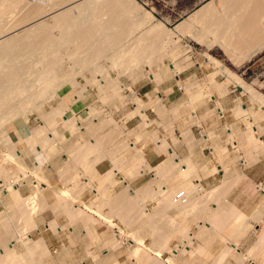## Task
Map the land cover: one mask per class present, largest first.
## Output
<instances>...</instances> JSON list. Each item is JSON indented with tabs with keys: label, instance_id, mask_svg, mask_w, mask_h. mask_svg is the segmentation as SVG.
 I'll list each match as a JSON object with an SVG mask.
<instances>
[{
	"label": "rangeland",
	"instance_id": "obj_1",
	"mask_svg": "<svg viewBox=\"0 0 264 264\" xmlns=\"http://www.w3.org/2000/svg\"><path fill=\"white\" fill-rule=\"evenodd\" d=\"M45 1L44 0H39V1L38 0H30V1L27 0L29 5L32 3H33L32 5H35V4L42 5V4L47 2V1L46 2ZM71 1L73 2V0H69V3ZM124 1L126 4L127 0H123V2ZM132 1H134L137 4L139 9L134 12L133 11L134 9H131V11H130L129 10L130 7L129 8L126 7V10L128 12L130 11V14L132 12L133 15L131 14L130 16L132 18H137V21H139V22H137V24H140L141 22H140V20H138V17L143 13L145 8H147V7L144 4H142L140 1H135V0H132ZM14 5H13L14 8L12 6L9 8L6 7L2 11V15L4 16V13H6V11L9 10V12L7 11V14L9 13V15H10L9 20L11 19L10 20L11 23L9 22L10 27L12 26V24H14L13 26L16 25L17 22H15V21L20 20L21 18L23 19L22 15L27 10L26 9L27 7L25 8L26 9L25 10L22 6L19 7V5H18L15 8ZM47 7H48V9L50 7V11H51V6H47ZM59 7L60 6H57L54 9V11L58 10ZM124 8H125V6H124ZM5 9H7V10L5 11ZM22 9L25 11H23ZM99 9L100 10H107V9H103L100 7L98 8V10ZM128 12H127V17H128ZM72 13L74 16L78 15V11H76V10H72ZM102 16L103 17L102 18L100 17L99 21L103 22L104 20H106V16L105 15H102ZM131 17H130V19H131ZM131 20L133 21V19H131ZM135 21H136V19H135ZM135 21H133V22H135ZM117 22H116V25L120 26L119 24H117ZM126 22H127V24L131 23V25L136 24L133 22H128V21H126ZM126 22H124V23L120 22L121 27L119 30L120 31L125 30L126 32L128 31L130 33V35H129L128 33H125L124 31L120 32L123 34L122 36H124V34H126L125 38L123 37L124 39H122V40H124L125 45H127V47L129 48L130 46H133V45H130V43H133V41L135 40V36L136 37L137 36H139V37L143 36L144 35L143 32L145 31V33H146L147 29L144 30L143 27L137 28L136 26H138V25H136V26L134 25L135 27L134 26L130 27V25L128 24L129 25V27H128L126 24L124 26V24ZM23 23L24 22L22 21V25H23ZM122 24H123V26H122ZM149 25H146L147 28ZM132 27H134V30ZM117 28H119V27H117ZM135 28H137V29H135ZM115 29H116V27H115ZM52 33H53L54 37L56 36V38H58V35H60V32L57 29H54L52 31ZM65 40H67V38H65ZM35 41L37 42L38 40L35 39ZM33 42L34 41L31 40V44H34V45H31L28 43L29 48H32L33 46L36 47V42H34V43ZM77 42L78 41H76V43ZM74 43L71 42V43H69V45L67 44V46L70 49L69 50L70 52L68 51L67 46L66 47L65 46L63 47L62 45L56 46V48L58 47L57 49L60 52L59 57L61 58V56H62L64 58V60H60V64L56 65L57 66L56 70L58 68L59 71L58 70H57L58 72L56 70L55 71H56V74L59 73V75L58 74L56 75L58 77V80H59V78H60V80L65 78L69 74L71 77L75 73V75H76V76L74 75L75 79L72 80V78H74V76L71 78L68 76V80L66 78H65L66 80L64 79V82L67 81L70 83L71 81H73L70 84V86L74 85L75 88L72 86V88L69 89L68 88L69 85H65L66 82H65V84H64V82H61L62 84L60 83L59 85H62V86L64 85L65 86L64 89L66 88L65 90L62 88L58 89L59 87H57L56 84H54V86H56V88L54 86L52 87V85L50 86V87H52L51 89L54 88L55 90L56 89L61 90V91L63 90V92L58 91V93H56L58 97H54V98L50 99L51 97L49 95H51V93H47V91L44 92L42 90L44 93L48 94V96L46 94H44L47 98L43 97L44 95L42 94L43 92L40 91L41 89H38V91L42 95L38 94L39 92H36L37 91L36 89H33V91H32L31 87L34 88V84H35L34 82L35 81L31 80V79H33V76L32 77L30 76L31 78L29 76H27L30 74L32 75L33 73H36V72L30 71V73L29 72L25 73L22 70L24 72V75H25L23 79H26L25 78L26 76L29 77L31 82H32V85L29 84L30 87L28 86V89L29 88L30 89L29 90L26 89L27 91H25L24 95H23V90H22V94L20 93V95H17V97L19 99H21V98H23V97H19L21 95H23V96H25V95L26 96L27 95L32 96L33 95L32 96L33 101L35 100L34 97L36 98V100L39 99L41 101V102H39V101L36 102V100H35L34 102H32L33 105H35V104L37 105V103H38V105L37 106L35 105V106L38 107L39 109H36V111H35V108H33L35 106H33L31 108L28 107L29 109L27 108L26 109L27 111H25L24 108H22V107H25L26 104H28V102H29V104H31L30 103L31 100L30 101H26L25 99L19 100L16 97L15 99L17 100V102L15 100V102H14L15 104L13 102H12V104L13 105L17 104L18 107L21 108L20 109L21 113L22 112H25V113L24 114L18 113L15 116L17 119L14 117L16 128H15L13 134H10L9 129H8L9 127L7 128L8 124L4 123L7 126H4V124H2L3 127L0 128V177L1 178H8V179L14 178V180H18V182L16 183L18 185L24 184V181H27V180L31 181L32 178H36V181L38 183L42 180L47 181L46 176L47 177L50 176L53 179L52 183L54 185V188H53V190H51V192H49V193L47 192L46 194H43V193L40 194L42 187H41V185H39V187L37 189H35V191L29 197H26V199H25L26 208L24 206V210H25L26 216L28 215V213H30V215H31V218H30V215H28L29 216V222L31 224H34L33 223L34 216L41 211V206L38 203L39 199H41L43 202L46 201V199H44V198H48V197H51L53 201L56 200L55 209H54V207H52V209H51L53 211V212L51 211V213L53 214V215L51 214V217L52 216L56 217V221L54 219H53L54 221H52V219H51L52 227H54L56 230H58V228L59 229H61V228L70 229V227L77 228V227L82 226L83 229L87 231L88 236H89V246H88L89 251L87 250V253L80 251V247H78V252H76V253L72 252L71 253V256H73L72 260H73L74 264H101V263L107 264V262H108V264H115V263L120 264L117 262V260H115V258H113V256H111L109 258H105L104 255L107 254V252H109L108 250H115L116 252H120L122 254V256H126L125 254H126L127 250H129V249L132 252V258L135 259L136 264H166V260L168 258L169 259L171 258L173 260V261H171V260L169 261V259H168L167 260V262H169L168 264H171V262L172 263H178V264H221V263L222 264H264V249H263V246L261 245V243H259L261 241V239L263 238L262 236L264 235V223H263L264 214L262 216L263 221L260 223L262 225V230H259V231L255 230L249 236L244 235V233H247L248 231H246V232L243 231L241 233V235H239V236L236 233L237 237H228V236L225 237V236H221V235H216V236L197 235V238L195 239V241L190 240V239L188 240V242H192V243L194 242L193 244L190 243L191 244L190 249L193 250V253L190 254V252H188L186 250L187 248H184L182 246L177 248V245H179V244L183 245L185 243V239L189 238L186 236V233L188 231L190 232L192 230L187 225L184 226L183 224L182 225L180 224V225L184 226L186 228V230H183V228H181L180 225H179V227H177L176 224L180 223L178 221V219L176 217H174V220H173V218H171V216L167 217V215H166L168 211H176V210L179 211L178 208H176V207H178L177 204L166 207V205L164 203H167V201H168L167 199H169V197L170 198L173 197V201L178 202L177 199L182 197L183 190L180 189V187H179V191L181 190L180 191L181 193L179 194L180 196L179 195L176 196V193L177 192L179 193V191L176 190V188H178L177 186L179 185V177L175 176L173 174V172H171L169 175L167 174L166 177L164 176V178L161 175V173L158 174L159 172L157 170H159L160 168L162 169V167H160V166H162L161 163L163 161L167 160L168 156H167L166 152L164 153L162 151H159L160 152L159 158L155 159L157 156L156 149H157L158 144H157V141L154 140V135H155V133H157L161 140H163V139L166 140L169 147L174 145L173 146V148H175L174 151H177V153L179 154V156L183 160H185V159L188 160L190 162L191 166L195 165V167H192V169L196 172V173H194V175L192 173V175L196 177V178H194L192 176L194 179L197 180V179L201 178V180H203V181L210 182V183H216V184H219V182H223V184L220 187L215 188V190L214 189L211 190L210 188L205 189L203 187V185L200 183V186H202L201 188H204V190H201L200 193L198 192V194H197L198 198L196 197V201H197V205L195 206L196 208L194 207V209H192L190 211V212L193 211L194 213H197L198 220L200 221L199 225H203V228L206 229V222H210L212 224H213V222H215V224L217 226H219L218 228H215V230L218 234L221 232H224L226 225L230 221H233V220H236L237 222H242L245 228H252L251 224H249L246 221V219H244V217H242V214L239 213L238 208H236L235 206H232V205H228V204H220V202H224L222 199L225 197H231V196L233 197L234 196L236 198H239L241 200V203L243 205H245L246 207H248L249 210L255 209V211L252 212L253 217L256 214H258L260 210L261 211L264 210V193L261 191H258V189L255 186V183H254L252 189H238V190H236V189L227 187L228 186L227 182H229V181L230 182H241V181H247V180L250 181L251 177L249 176L250 177L249 178V177H247V175L246 176L244 175L247 173V171H248V173H251L252 176L254 175L256 177V179H258V181L261 179L264 181V149L256 146L257 144H255V142H256L255 138H257L258 141H260L259 139H262L264 142V104L262 105V103L260 101L258 102V100L256 101L254 98H252V95L250 94V92L245 91L242 88H238V86L235 82H231V85L236 87L235 91L233 93L228 94V91H229L228 90L226 94L225 93L222 94L213 85L211 86V83L213 84V81L210 83V81L207 80V78L206 79L203 78L201 80H198L200 83H198L197 80L194 78L187 80L186 84L184 83L183 86H184L185 91H183V92H184V95L188 96V98H189V101H187V103L185 102L183 104L181 103V104L174 105V107L173 106L170 107L169 104H167L166 102H164L161 99V97L160 98L158 97L159 94H157L156 92L153 95L152 94L149 95L150 100L143 99L139 95V93L137 92V87L139 85L143 84L144 82L151 81V80H153L155 85L156 84L160 85L162 83H166V84L170 85L172 82H169V81L174 80V79L172 80L171 78H176V77H173L170 75V74H172V72L174 73V71H172L170 69V65H168L169 61L173 60L174 57H177V58L179 57L178 58L179 61L184 59L183 53L186 52L185 49H189L187 47V45H189V44L186 45L185 49L180 47V46H177V45L176 46L170 45L169 49H167V46H165L164 49L161 46L162 49L160 50V52H158V53L156 52V54L154 55L155 56L154 59L151 62L149 61V63L147 61L148 64L143 63V65H141L137 70L125 68V70L123 69L124 71L123 70L120 71V69H118V67H116L113 64V61H111L112 59H110V57L112 58V56L109 54V52L113 53V50H111V49H109V50L106 49L109 52L107 51L108 52L107 53V52H105L106 51L105 50L103 52V55L101 54V58H99L100 57L99 55L98 56L94 55L96 60L98 59L97 60L98 62L95 61L94 58H93L94 61H91V59H89L91 61V64L93 63L96 67H97L98 63L100 64V65H98L97 70L94 69L95 67L93 66V64L91 66V68L93 67L92 70H91V68L89 69L90 66L86 68V66H88L90 62L88 61L89 63L87 65H85V63H83L82 60L87 61L88 58L91 56L88 55L89 57L86 56V58H85V56L83 54L79 53V51L76 48L77 46L75 47L76 43L75 44ZM26 44H27V42H26ZM70 44L71 45L74 44V45L71 46ZM17 46H18L17 48L20 49L21 45L18 44ZM23 46L21 47V50L28 49V47L25 44ZM17 48H16V50H18ZM71 49L75 52H78V54L76 53V58L74 57L75 52L73 54ZM26 51H28V52L32 51L33 52V49L26 50ZM18 52H19V50H18ZM18 52H16V53L18 54ZM22 52L23 51H21L19 53L22 54ZM116 52H118V51H116ZM77 55H79L80 57H78ZM107 55H108V57H105ZM189 55L192 56L191 53H189ZM18 56H20V55H18ZM36 56H38V55L31 56V58H29L30 60H28V61L30 63L32 61L35 62L37 60ZM52 56H51L52 58H55L54 55H52ZM70 56L71 57L73 56V57L70 59ZM82 56L84 57L83 59H81ZM102 56H103V58H102ZM190 56H187V60H188V57H190ZM194 56H195V54H194ZM32 58H34V59L36 58V59L32 60ZM49 58H48V60H49ZM63 58H61V59H63ZM79 58L81 59L80 62H79ZM22 59H25V60H23L21 63H23L25 61L26 64H25V62H24V64L27 66V61H26L27 58H22ZM76 59H78V61ZM75 60H76V62H75ZM37 61L39 62V60H37ZM37 61L35 64H39V63H37ZM29 62H28V65L31 66V64H29ZM50 62H52V61L50 60L49 62L47 61L45 63L43 61V64H48ZM77 62H79V63H77ZM190 62L191 61H189L188 63L190 64ZM193 62L194 61L192 58V64H193ZM21 63L18 62V65ZM150 63H151V65H150ZM32 66H36V65H34V63H33ZM145 66L149 70H150V67L152 68V72H153V74H155L154 79L147 74V72L145 71ZM71 70H74V71H71ZM75 70H77V71H75ZM20 71H18L19 74H17V75H19V77H17V78H21L20 76L22 74V71L21 72ZM55 71H54V73H55ZM232 71L235 72L237 75H239L245 81V83H247L248 85H251L254 89H256V91L261 96L264 97V52L260 53V55H258V57H256L251 62L247 63V65L243 66L242 68H239V69L234 68V69H232ZM72 72H74V73H72ZM67 73H68V75H67ZM107 73H108V75H107ZM219 74L217 75V76H219V78H217V76L215 77L217 83H219L216 86L218 87V85H221L222 83H226V85H227V82H228L227 75H224L221 73H219ZM107 76H109L110 79ZM93 77H94V79H93ZM101 79H103V81L106 79L105 83L103 81H102V83H100ZM58 80L56 79L55 81H58ZM108 80H111L113 82L112 87H109ZM61 81H63V80H61ZM58 82H57V84H58ZM194 82H197L200 87H205L207 84L210 85L212 92L201 93V91H199V93L198 92L195 93V92L189 91V90H192V87H188L187 91H186V86L189 84H193ZM69 83H67V84H69ZM75 83H77V84H75ZM103 83L105 86L109 87V89H107V87H106V89L108 91L102 87L103 85L101 86V84H103ZM78 84L80 86H77ZM214 84H216V82ZM229 84L230 83H228V85ZM21 85L24 86L23 83H21ZM26 85H28V84H25V87L27 88ZM118 85H121V89L118 88V87H120ZM62 86H60V87H62ZM84 86H86L87 88H85ZM116 86H118L117 87L118 90L115 89ZM35 87H37V86H35ZM38 88H40V85H38ZM111 88L113 89L112 91H111ZM54 89H53V91H54ZM30 90H31L32 95L30 94ZM104 90L107 91L108 93H104ZM213 90H216V91L214 92ZM35 94L38 97L34 96ZM105 94H106V96H105ZM107 95H109V96H107ZM134 95H136L142 101V103H143L142 105L144 107L142 112L143 113L145 112L147 121L145 120V118L144 119L141 118L138 105L136 104V101H135V98H137V97L136 96L134 97ZM180 95H182V94H180ZM212 95H215V96H212ZM39 96L42 98H40ZM78 96H80V97H78ZM193 97H196V99H193ZM220 97H224L225 100L222 101L220 99ZM75 98L78 99V101H80V102L82 101V103L84 102L85 99H87V103L89 102L88 107L83 106L81 103L76 104L78 101ZM80 98H82V99L80 100ZM202 98L206 99L205 100L206 102H203V105L204 104L205 105L208 104V105H206V107H207L206 110H204V108H203V111H202L203 113H199L200 107H198V100L200 101ZM191 100H193V101L196 100V101H194V103H193V101H191ZM11 101H14V100H11ZM150 101L156 102L157 106L155 108H153L151 106ZM184 101L185 100H183L182 102H184ZM190 101L192 103H190ZM43 102H45V103L43 104ZM61 102H62V105L66 106L64 113H66V115L73 116V118L71 117L73 124L72 123L71 124H64L62 118H58V117L56 118L55 117V119H52V122H53V120H55L54 123H57V125L54 123L51 124L50 120L48 122L51 125L54 124L55 126H57V128L55 126L49 127L50 125H47V122L46 123H44V122L47 121L48 117L51 119V116H49V115H51V112H53V108H54V110H56L55 108H59L58 106L61 105ZM65 103H66V105H65ZM2 104L4 107L2 106L3 108L2 109L0 108L1 111L3 110L6 112L7 108L12 109V107H13V105L9 101H8V103L3 102ZM7 104H8V106H7ZM20 104H22L21 107L19 106ZM75 104L78 105V107H75L74 106ZM240 104H241V106H240ZM152 105H154V103ZM27 106H29V105H27ZM39 106H41V107H39ZM241 107L246 108L248 111L246 113H244L242 111ZM157 108H159L160 110ZM219 108H221V109H219ZM28 110H29V112H28ZM89 111L92 114H89ZM135 111L138 112L139 115ZM31 113H32V115H31ZM93 113H94V115H93ZM26 114H27V117L25 116ZM20 115L22 117H20ZM46 115L48 117L45 118L44 116H46ZM92 115L95 118L93 117V119H92ZM23 116H24V118H23ZM61 117H64V116L62 115ZM0 118H1V116H0ZM142 119H143V122H145V124L142 123ZM217 119H219V122ZM1 120H4V119H1ZM136 120H140V121L137 122ZM25 121H26V123H25ZM77 121L81 124H79ZM141 123L143 126L141 125ZM146 123L148 125H146ZM63 124L66 126L64 127ZM218 124H220L221 127L218 128L217 127ZM225 124H227V125L224 126ZM44 125L48 126V129L51 131L50 132L51 134L45 133V136L41 135L39 138L35 139L36 141L31 139L34 137L33 131H35V129L36 130L39 129L40 126L43 127ZM53 128H54V130L56 129V132H57L56 135L52 131ZM79 128H81V129H79ZM179 128H182V129H179ZM230 130H232L233 135L228 134V133H230ZM58 132H59L60 136L58 135ZM11 133H12V131H11ZM62 134H64V135H62ZM47 135H51L52 139L55 136L57 137V135L59 136V137L55 138L56 140L54 139L55 141L53 140V142H55V143L52 142L51 136L50 137L48 136L51 139L50 145H53V147L56 146L55 148H51L50 146H48V147L44 146L43 147L44 149H43L42 146H40L42 143H44L43 138L46 137ZM14 136L16 137V139ZM29 136L30 137L33 136V137L30 138ZM206 138H209V139H207L209 143L205 140ZM37 139H39V140L37 141ZM97 139L100 140L99 142H102L101 140H104V139L107 140V141L104 140L106 152L104 151V149H103V151H100L102 149L100 148L99 145H98V148L96 145H94V144H96ZM192 139H194L193 144L191 142ZM40 140L43 142H41ZM237 142H238V146L236 148L235 144ZM28 143H30L31 145H29ZM131 143H134V145H132ZM204 144H207L208 146L211 145V146H209L207 149H205V152H204V150H203V152H201L202 150L198 149V148H202L204 146ZM14 145L17 148H15ZM37 145L42 148V152L40 154H38V152H35V151L39 150ZM13 147L15 148V150ZM45 147H47L48 149ZM179 147H181V148L179 149ZM216 148H217V150H216ZM229 148H231V151L235 150L236 152L231 153ZM17 149H19V151L22 153L23 157H21V158L19 156L16 157V154L19 155V152H17ZM52 149H54L57 153L54 152V150H52ZM221 149H223V150H221ZM138 150L139 151L142 150L141 151L142 153L145 152V153H143L144 155H151L152 154L145 161L142 162V164L144 162L146 164L144 163L143 165H141V164L138 165L137 161H135L136 159H138V157H141L140 155H138V153H140ZM111 151H112V154L114 156L111 155V153H110ZM103 152L105 154H103ZM113 152H115L117 155ZM9 153H12L13 157ZM88 153L90 154V156H88ZM162 153L166 154V158L163 157ZM202 153H205L204 156H207V157H204ZM24 155H27V163L28 164H26V162L24 160V158H25ZM37 156H39V157L41 156L43 158V161H44L43 162L44 165L42 166L41 170H38V168H36L37 167V161L39 159V157L37 159ZM240 159L241 160L245 159L248 161L247 166H244L248 170L244 167L242 168L241 166H239V168L235 167L241 162ZM260 160H262V161L260 163H258ZM254 164H257V165L253 166ZM219 165H222V168H219ZM251 165H252V167H251ZM157 167L158 168L160 167V168L156 169ZM114 169H118L119 172L116 173L115 171H113ZM144 169H146V170H144ZM151 169H154V170H151ZM109 171H112V172H110V174L113 173L112 175H113L114 181L115 182L117 181V183H113L112 179L109 178L110 177L108 175ZM180 172H181V170L179 171V169H178L177 174H179ZM82 174L84 175L83 177H82ZM77 175L79 177H77ZM75 177H76V179H75ZM192 177H190V180H193ZM18 178H20V180ZM9 183H10V181H9ZM9 183H7V185L10 187L11 185ZM128 185H129V187H128ZM195 185L196 184L194 182V186ZM76 186H78L79 188ZM262 186L264 189V183L262 184ZM144 189H145V191H144ZM9 190H11V193L13 194V192H14L13 188H11ZM174 190L176 191V193L175 194L173 193L174 195H172V191H174ZM63 191L65 192V194ZM139 191H140V193H139ZM210 191H212V194H210ZM215 191H217V192L215 193ZM126 192H127L128 196H127V198H125V200H127V201H125L126 202L125 204L130 203V205H127L129 207L128 210L126 209V212L122 213L124 201L121 204V201L118 202V200L120 199L119 197L121 196V194L126 195ZM134 192H136V193H134ZM35 193L38 194L37 200L32 198V197H34ZM105 193L107 194V196L105 197L106 200L104 201L103 197L105 196L104 195ZM150 193H154V196H153V194H150ZM213 193L216 194V197H218V196L219 197L213 199V197H215V194H213ZM156 194L159 195V197ZM186 194L188 196H192V195H189L188 193H186ZM60 195L63 197L71 195L68 197V199L72 200V201H74L75 198H76L75 200L80 201L81 197H83L84 195L91 196L92 202L87 203L86 205H90L95 210L100 211V214L98 212H96L97 213L96 214L94 211L86 210L83 207L84 210H79V211H77V213H75L76 219L70 218V217H72V215L70 214L71 209L74 210V208H76V207L73 208L72 205H70L69 203H64V204L61 203L62 197H60ZM171 195H172V197H171ZM212 195H214V196H212ZM150 196H152V197H150ZM162 196H164V197H162ZM117 197H118V199H117ZM166 197H168V198H166ZM248 197L252 198V200L245 201ZM253 198H260L261 201L259 200L257 203L260 202L261 206H259L257 208V204L255 206L252 205V203L254 202ZM115 200H117V202ZM134 200L136 202H139L138 206ZM137 200H139V201H137ZM64 202H67V201H64ZM162 202H164V203H162ZM198 202H201V205H200V203L198 204ZM215 202L218 203V206H217L218 209L216 210V212L214 209V205H211L212 203H215ZM119 204H121L122 206ZM132 204L135 206L133 207ZM33 205H35V207H36V211L34 214H33V209H32ZM84 205L85 204H83V206ZM162 205H165L164 207H166L165 212H161L162 209H164V207ZM130 206H132L133 209ZM139 207H141V208H139ZM157 207H159V208H157ZM205 207L207 209H205ZM219 207L222 208L221 211H220ZM45 208H47V209H45ZM26 209H28V210L26 211ZM140 209H141V212L143 210V212L149 213L150 217H147L144 215L142 217V215L139 214ZM159 209H161V210H159ZM42 210L44 212H46L47 214L49 212L47 205L42 206ZM133 210H134V212H133ZM181 213L183 214V213H188V212H181ZM212 214H214V216L212 217L213 222H211V220H210ZM215 214H217L218 216L217 215L215 216ZM48 215H47V217H48ZM238 215H239V217H238ZM28 216H27V218H28ZM102 216H104V219ZM106 216L109 217L108 218L109 221L107 219H105ZM223 220H224V222H223ZM110 221H112V222H110ZM174 221H175V223L176 222L177 223L173 224ZM216 222H219V224H217ZM220 222H221V224H220ZM181 223H183V222H181ZM54 224H56V225H54ZM119 230H120V233L122 234L121 235L119 233L120 237L117 236V231H119ZM157 230H159L160 232H158ZM161 230H163V231H161ZM25 233H26V231H25ZM141 238H143V241H144L143 246L140 244L141 242H139V240H141ZM225 238H227L229 241H226ZM37 241H33V244L29 243L30 240L26 242V246L28 245V247L31 249V251L32 250H34V251L39 250V252L37 254L33 253V251L31 253L30 252L26 253L25 254L26 258H27V255L32 256V254H34L35 256H37V255L41 256L42 254H44L47 251L46 246L44 249L45 252L41 251L42 248L39 249L40 247H38V245L36 244ZM42 241H43V238H42ZM232 241L238 243L237 244L238 248L242 249V250H240L241 254H238V251H233L231 253L229 252L230 249L228 247L231 246L230 243ZM79 242H80V239L78 240V243ZM39 243L42 244L43 242L40 241ZM167 243H168V245H167ZM256 243L257 244L259 243V244L256 245ZM35 245H37V248ZM33 246H34V248H33ZM201 247L203 249H201ZM174 249H178L177 253H178V255H180L179 257H177L178 255L177 256L175 255L177 253L174 254V252H173ZM200 249L202 251H200ZM253 249H254V251H253L254 253H250ZM160 250H161V252H160ZM182 252H184L185 254ZM7 253L10 254L9 249H7ZM7 253H6V255L3 256L4 260L2 262H1V260L3 259V257L0 256V264H5V263L8 264L9 262H11V260L8 263L4 262L6 260L5 259L6 256H8ZM160 253H162V255ZM201 253L202 254L204 253V254L202 255ZM11 254H13V253H11ZM11 254H10V256L13 257L14 255H11ZM249 254H250V256L252 254L253 255L251 257H249ZM159 255L161 256V258L158 257ZM15 258L16 257H13V260H15ZM246 258H248V259H246ZM114 260H115V263H114ZM15 261L16 262H11V264H13V263L18 264L17 259ZM216 261H217V263H215ZM241 262H243V263H241ZM19 264H20V262H19Z\"/></svg>",
	"mask_w": 264,
	"mask_h": 264
},
{
	"label": "bare ground",
	"instance_id": "obj_2",
	"mask_svg": "<svg viewBox=\"0 0 264 264\" xmlns=\"http://www.w3.org/2000/svg\"><path fill=\"white\" fill-rule=\"evenodd\" d=\"M28 1H30V0H28ZM39 1V0H38ZM45 1V0H44ZM48 3H47V2ZM45 2L46 3H44V4H42V5H37V4H35V5H32V4H30L29 5V3L27 2V0H0V105H1V109L4 107L3 106V102H7L8 103V101L9 102H11V104H12V102L14 103L15 102V98L17 97V95H20V93L22 94V90H23V95H24V93H25V91H27L26 89H28V86L30 87V85L29 84H31L32 85V82H31V80L32 81H35L33 84H34V88H32L31 87V89H32V91H33V89H36L37 91L36 92H39L38 91V89H41L40 91H44V92H46L47 91V93H51V95H49L51 98L50 99H52V98H54V97H58L57 96V94L56 93H58V91L60 92L61 90H58V89H64V85L62 86V85H59L61 82H64V79L66 78L67 80H68V76L70 77V74L68 75V73H67V75L68 76H66L65 78H63V79H61V80H63V81H61L60 80V78H59V80H58V77L56 76L57 74L59 75V73H57L56 74V71L58 70V68H57V70H56V65H58V64H60V60H64V58L61 56V58H63V59H61L60 57H59V50L56 48V46H58V45H62L63 47L65 46H67V44L69 45V43H76V41H78L77 43H76V45H75V47L77 48V50L79 51V53H81V54H83L84 56H85V58H86V56L87 57H89V56H91V57H89L88 58V60L86 61V60H82V62L83 63H85V65H87L89 62V65L88 66H86V68L87 67H89V69L91 68V66H92V64H91V61H97L96 60V58L94 57V55L96 56H100L99 58H101V54L103 55V52L106 50V49H111V50H113V53L112 52H109L108 50H106L105 52H109V54L112 56V58L110 57V59H112L111 61H113V64L116 66V67H118V69H120V71L121 70H125V68L127 69H138L141 65H143V63H147V61H148V63H149V61L151 62L153 59H154V55L156 54V52L158 53V52H160V50H161V46H163V44L161 43V45L158 43V41L156 40V38H158V39H160V41H162L161 40V37H167L169 40H170V36L172 35V37H173V34H171L170 32V30H168L167 28H165V26L164 25H162L161 23H154V24H152V22H153V18H154V16H152L151 15V13H146V14H144V15H140L139 17H140V19H138V20H140V24H134L135 26L136 25H138V26H136L137 28L139 27H147V26H145L147 23H149V22H151V24L152 25H150L151 27L149 28V29H147V31H146V33H145V31L143 32V36H141V37H139V36H137L138 38L137 39H135L134 41H133V43H130V45H133V46H130L129 48L127 47V45H125V43H124V40H122V39H124L125 38V36H126V34H124V36H122L123 34L122 33H120L121 31L123 32H125V33H128L129 35H130V33L127 31H125V30H119L120 29V27H121V24H120V22L121 23H124V22H126V21H128V22H133V21H135V19H137V18H132L130 15L132 14V12H131V14H130V11H131V9H134L133 11L135 12V11H137L139 8H138V6H137V4L134 2V1H132V0H127L126 1V4H125V1L123 2V0H73V2L71 3H69V0H46ZM219 1H223V0H219ZM252 1V0H251ZM263 1V0H262ZM32 2V1H31ZM123 2V3H122ZM129 2V3H128ZM258 2V1H257ZM38 3V2H37ZM221 3V2H220ZM259 3V2H258ZM258 3H256V4H258ZM15 4V5H14ZM222 4V3H221ZM13 5L15 6V8L19 5V7L20 6H22L25 10H23V11H25L24 13H23V15H22V17H23V19L21 18L20 20H17V21H15V22H17L16 23V25L15 26H13L14 24H12V26L10 27L9 25H10V23H11V19L9 20V13L7 14V11L9 12V10H7V9H5V11H6V13H4V16L2 15V11H3V9L4 8H9V7H13ZM27 5V6H26ZM60 6L59 8H58V10H55L54 11V9L57 7V6ZM220 5V4H219ZM225 5V4H224ZM47 6H51V11H50V7H49V9H48V7ZM56 6V7H55ZM124 6H125V8H124ZM256 6V5H255ZM55 7V8H54ZM103 8V9H107V10H98V8ZM126 7L127 8H129L130 7V11L128 12L127 10H126ZM263 7V6H262ZM14 8V7H13ZM47 8V9H46ZM53 9V10H52ZM253 9H255V8H253ZM256 9H259V8H256ZM15 10V9H14ZM21 10V9H20ZM19 10V11H20ZM72 10H76V11H78V15L76 16H74L73 15V13H72ZM203 10H205V9H203ZM209 10V9H208ZM254 11V10H253ZM256 11H258V10H256ZM14 12V11H13ZM74 12V11H73ZM127 12H128V17H127ZM133 12V13H134ZM228 12V11H227ZM247 12V11H246ZM245 12V13H246ZM249 12V11H248ZM263 12V11H262ZM11 13V12H10ZM18 13V12H17ZM207 13V12H206ZM6 14V15H5ZM15 14V13H14ZM21 14V13H20ZM19 14V15H20ZM233 13H231L230 15H232ZM264 14V13H263ZM2 15V16H1ZM18 15V16H19ZM102 15H105L106 16V20H104L103 22L102 21H99V19H100V17L102 18L103 16ZM133 15V14H132ZM196 15H199V17H200V15H202V13L201 14H199V13H197ZM196 15H194V17L196 18ZM211 15V14H210ZM228 16L229 18H227V16L226 17H223V19H225V21L226 22H228V23H230V24H232V26L234 27L235 26V24H234V20H236V25L238 24V21H239V19H237L235 16ZM236 15V14H235ZM250 15V14H249ZM248 15V16H249ZM135 16V15H134ZM137 16V15H136ZM213 16V15H212ZM12 17V16H11ZM16 17V16H15ZM130 17H131V19H133V21L130 19ZM138 17V18H139ZM199 17H197V19H196V21L199 19ZM204 17V16H203ZM210 17V16H209ZM250 18H249V20L248 19H246V16H245V20L247 21L248 20V23H247V25L249 26V24H254L255 23V21L257 20V19H255V16H253V15H250L249 16ZM259 16L257 15V17L256 18H258ZM105 18V17H104ZM236 18V19H235ZM260 18V17H259ZM258 18V19H259ZM130 19V20H129ZM206 19V18H205ZM208 19V18H207ZM207 19H206V21H207ZM250 19H251V21H250ZM102 20V19H101ZM210 20V19H209ZM238 20V21H237ZM260 20V19H259ZM263 20V22H262V24H261V21ZM262 20H260V23L259 24H261V29H263V27L262 26H264L263 24H264V18H262ZM22 21L24 22L23 23V25H22ZM118 21V22H117ZM124 21V22H123ZM137 21V20H136ZM135 21V22H136ZM194 21H195V19H194ZM199 21V20H198ZM10 22V23H9ZM21 22V23H20ZM116 22H117V24H119L120 26H117L116 25ZM135 22H133V23H135ZM139 22V21H138ZM201 22V21H200ZM259 22V21H258ZM132 23V24H133ZM137 23V22H136ZM127 24V22L124 24V26ZM129 24V23H128ZM127 24V26L129 27V25H130V27L131 26H134V25H131V23L128 25ZM145 24V25H144ZM150 24V23H149ZM258 24V25H259ZM188 25V24H187ZM192 25V24H191ZM202 25V24H201ZM242 25H244L243 23H242ZM257 25V24H256ZM255 25V26H256ZM122 26H123V24H122ZM134 26V27H135ZM184 26V25H183ZM189 26V27H188ZM187 27L190 29V23H189V25H188ZM210 26H212V25H210ZM239 26V25H238ZM250 26H252V25H250ZM249 26V28L246 26H244L245 28H242L243 29V31L244 32H242V30H240V29H238L237 28V26L235 27V29H232V33L230 34V33H228V30L230 31V28H232L231 26L229 27V28H227V30H225V33H227L228 34V36H231V37H229V39L231 38V41H234L236 38H237V40H241V41H243V40H245L246 41V43L248 42V41H251L252 42V40H250V36H249V40H246L247 39V36L249 35V31H251V30H248V29H251V27ZM115 27H116V29H115ZM117 27H119V28H117ZM134 27H132L133 28V30H134ZM179 26H177V28H178ZM180 27H182L181 25H180ZM185 27V26H184ZM219 27V26H218ZM242 27V26H241ZM253 27H254V25H253ZM131 28V29H132ZM137 28H135V29H137ZM175 28V27H174ZM176 28V29H177ZM183 28V27H182ZM205 28V27H204ZM213 28V27H212ZM225 28V29H226ZM54 29H57V30H59V32H60V35H58V38H56V36L54 37V35H53V33H52V31L54 30ZM130 29V30H131ZM144 29V28H143ZM181 28H179L178 29V31H180V33H182L181 32V30H180ZM183 29H187V28H183ZM221 29V28H220ZM219 29V30H220ZM223 29V28H222ZM252 29H256V28H252ZM132 30V31H133ZM264 30V29H263ZM131 31V32H132ZM186 31V30H185ZM224 31V30H223ZM223 31H221V33L223 32ZM227 31V32H226ZM241 31V32H240ZM254 31V30H253ZM259 31V30H258ZM134 32V31H133ZM183 32H184V30H183ZM201 32V31H200ZM204 32H206V31H204ZM212 32V31H211ZM235 32H237V35H235L236 33ZM255 32V31H254ZM260 32V31H259ZM262 32V31H261ZM261 32H260V34H261ZM195 33V32H194ZM220 33V32H219ZM235 33V34H234ZM256 33V32H255ZM57 34V33H56ZM121 34V35H120ZM135 34V33H134ZM211 34V33H210ZM212 34H213V32H212ZM223 34V33H222ZM230 34V35H229ZM251 34H252V32H251ZM174 35H175V33H174ZM204 35V34H203ZM208 35V34H207ZM215 35V34H214ZM256 35H258L259 36V34L257 33ZM128 36V35H127ZM228 36H226V37H224V42H226V41H228L229 42V39L227 38ZM255 36V35H254ZM262 36V35H261ZM124 37V38H123ZM129 37V36H128ZM65 38H67V40H65ZM164 38V39H165ZM219 38V37H218ZM222 38V37H221ZM246 38V39H245ZM253 38H255V37H253ZM35 39L36 40H38L37 42L35 41ZM180 39V38H179ZM178 39V40H179ZM226 39H228V40H226ZM252 39V38H251ZM257 39H258V37H257ZM31 40L32 41H34V42H36V47L35 46H33L32 48H29V44H31ZM70 40V41H69ZM168 40V41H169ZM181 40V39H180ZM219 40V39H218ZM221 40V41H222ZM237 40H236V42H237ZM164 41V40H163ZM167 41V42H168ZM245 41H243V42H245ZM26 42H27V44H26ZM33 42V43H34ZM164 42H166V41H164ZM208 42V41H207ZM214 42V41H213ZM212 42V43H213ZM235 42V41H234ZM233 42V43H234ZM256 42V41H255ZM29 43V44H28ZM59 43V44H58ZM74 43V44H75ZM174 43V42H173ZM176 43V42H175ZM212 43H210V44H212ZM230 43V42H229ZM240 43V42H239ZM246 43H245V45H246ZM18 44H20L21 46H20V49L19 48H17L18 46ZM26 45L27 47H28V49H26V50H30V49H33V52L32 51H26L25 49L24 50H21V47L23 46V45ZM74 44H72V45H74ZM169 44V43H168ZM242 44H244V43H242ZM249 44V43H248ZM251 44H254L253 45V48L252 47H250V48H252V50L250 51H248V50H246L245 48L243 49L242 48V50H244V52H246L245 54L247 55V56H250V54L251 53H255V52H257V51H259L260 49H262L263 47H264V35L262 36V37H260L259 38V40L256 42V43H250V45ZM31 45H34V44H31ZM38 45V46H37ZM71 45V44H70ZM71 45V46H72ZM164 45L166 46V44L164 43ZM231 45V44H230ZM230 45H228V48H229V46ZM240 45H241V43H240ZM250 45H248V46H250ZM61 46V47H62ZM169 46H170V44H169ZM231 46H233V45H231ZM237 46V45H236ZM243 46V45H242ZM252 46V45H251ZM24 47V46H23ZM26 47V48H27ZM68 47V46H67ZM164 47V46H163ZM187 47L189 48V49H185L186 50V52L184 53V54H186L187 52H189V51H193V48H192V46L191 45H187ZM234 47V46H233ZM232 47V48H233ZM243 47H245V46H243ZM16 48L19 50V52H21V51H23L22 52V54L21 53H19L18 52V50H16ZM75 48V49H76ZM209 48V47H208ZM232 48H229V49H232ZM249 48V49H250ZM62 49V48H61ZM68 49V51L70 50L69 49V47L67 48ZM74 49V50H75ZM229 49H227V50H229ZM235 49H236V47H235ZM248 49V48H247ZM72 50V49H71ZM76 50V51H77ZM242 50H240V51H237V52H241ZM116 51H118V52H116ZM235 51V50H234ZM16 52H18V54L16 53ZM70 52V51H69ZM72 52H73V54H74V52L75 51H73L72 50ZM71 52V53H72ZM107 52V53H108ZM229 52V51H228ZM65 53V52H64ZM68 53V52H67ZM66 53V54H67ZM70 53V54H71ZM76 53L78 54V52H75V58H76ZM112 53V54H111ZM86 54V55H85ZM183 54V55H184ZM241 54H244L243 53V51H242V53ZM244 54V55H245ZM18 55H20V56H18ZM34 55H38V56H36L37 57V60H39V62L37 61V63H39V64H35L36 63V61L34 62V61H32L33 63H34V65H36V66H32L33 65V63L31 62H29L28 60H30L29 58H31V56H34ZM40 55V56H39ZM52 55H54L55 56V58H52L53 56ZM65 55V54H64ZM80 55V54H79ZM79 55H77L78 57H80ZM89 55V56H88ZM93 55V56H92ZM245 55V56H246ZM52 56V57H51ZM67 56V55H66ZM246 56V57H247ZM50 57V58H49ZM73 57V56H72ZM71 56H70V59L72 58ZM105 57H108V55L107 56H105ZM244 57V56H243ZM22 58H27L26 59V61H27V66L25 65L26 64V62H25V64H24V62L23 63H21L23 60H25V59H22ZM48 58H49V60H48ZM84 57L82 56V58L81 59H83ZM93 58H94V60H93ZM102 58H103V56H102ZM179 58V57H178ZM191 57H188V60L190 59ZM208 58L209 59H207V62H205V66L207 67V68H209V70L208 71H213V73H211V74H216V73H223V74H225V75H227V77H228V82H227V85H228V83H230L231 84V82H235L236 84H237V86H240L242 89H244L245 91H248V92H250V94L252 95V98H254L256 101L258 100V102L260 101L261 103H262V105L264 104V97L263 96H261L257 91H256V89H254L251 85H248L247 83H245V81L240 77V76H238L236 73H234L231 69H229V68H227L226 66H224V64L221 62V61H219V60H217L216 58H213V57H209V55H208ZM229 58V57H228ZM36 59V58H35ZM34 58H32V60H35ZM69 59V58H68ZM81 59L79 58V62L81 61ZM89 59H91V61L89 60ZM52 61V62H50V63H48V64H43V61H44V63L45 62H49V61ZM74 60V59H73ZM77 61H78V59H76ZM76 60H75V62H76ZM192 60V59H191ZM235 60V59H234ZM86 61V62H85ZM89 61V62H88ZM110 61V60H109ZM187 61V60H186ZM205 61V60H204ZM233 61V60H232ZM240 61V60H239ZM18 62L19 63H21V64H19L18 65ZM28 62H29V64H31V66H29L28 65ZM64 62V61H63ZM79 62H77V63H79ZM81 62V63H82ZM98 62V61H97ZM189 62V61H188ZM62 63V62H61ZM147 63V64H148ZM187 63V62H186ZM96 64V63H95ZM190 64H191V62H190ZM204 64V63H203ZM73 65V64H72ZM98 65H100L99 63L97 64V67H98ZM145 65V64H144ZM150 65H151V63H150ZM155 65V64H154ZM170 65H173V69H172V67H170V69L172 70V71H178V70H180L181 69V66H179V64H176L175 63V61L173 62V64H170ZM60 66V65H59ZM93 66L95 67L94 69L95 70H97L98 68L93 64ZM147 66V65H146ZM204 66V67H205ZM75 67V66H74ZM115 67V68H116ZM205 67V68H206ZM215 67V68H214ZM93 68V67H92ZM92 68H91V70H92ZM71 69V68H70ZM76 69V68H75ZM80 69V68H79ZM78 69V70H79ZM100 69V68H99ZM102 69V68H101ZM183 69V68H182ZM24 71L25 73L26 72H29L30 73V71H35L36 73H33L32 75L30 74V75H27V76H33V79H31L30 80V78L29 77H25L26 79H23L24 78V72L22 71V74H21V78H17V77H19V75H17V74H19L18 73V71ZM56 70V71H55ZM81 70V69H80ZM86 70V69H85ZM88 70V69H87ZM107 70V69H106ZM114 70V69H113ZM123 70V71H124ZM20 71V72H21ZM54 71H55V73H54ZM59 71V70H58ZM57 71V72H58ZM71 71H74V70H71ZM75 71H77V70H75ZM84 71V70H83ZM214 71H215V73H214ZM97 72V71H96ZM135 72V71H134ZM72 73H74V72H72ZM77 73V72H76ZM80 73V72H79ZM98 73V72H97ZM102 73V72H101ZM132 73V72H131ZM136 73V72H135ZM133 74V73H132ZM176 74V73H175ZM74 75H75V73H74ZM74 75H72L71 77H73ZM107 75H108V73H107ZM131 75V74H130ZM65 76V75H64ZM76 76V75H75ZM75 76H74V78H72V80L73 79H75ZM215 76H217V75H215ZM215 76H212V77H210V78H212L213 79V77L215 78ZM70 77V78H71ZM105 77V76H104ZM108 78H109V76H107ZM58 80V81H55V80ZM65 79V80H66ZM91 79V78H90ZM93 79H94V77H93ZM104 79V78H103ZM103 79H101V82L100 83H102V81H103ZM110 79V78H109ZM154 79V78H153ZM70 80V79H69ZM100 80V79H99ZM106 80V79H105ZM105 80L103 81L104 83H105ZM112 80V79H111ZM111 80H108V83H109V87H112L113 86V82L111 81ZM214 80V79H213ZM212 80V81H213ZM231 80V81H230ZM55 81V82H54ZM71 81V80H70ZM93 81V80H92ZM153 81V80H152ZM155 81V80H154ZM227 81V80H226ZM39 82V83H38ZM57 82H58V84H57ZM65 82H66V84H65ZM64 82V84L65 85H69V89H71L72 88V86L74 87V85H71L70 86V84L73 82V81H71L70 83L69 82H67V81H65ZM75 82V81H74ZM87 82V81H86ZM90 82V81H89ZM95 82V81H94ZM215 82H217V81H215ZM21 83H23L24 84V86L23 85H21ZM67 83H69V84H67ZM104 83L103 84H101V86L105 89V90H107V89H109V87L108 86H105L104 85ZM120 83V82H119ZM214 83V82H213ZM25 84H28V85H26L27 86V88L25 87ZM54 84H56V86L57 87H59L58 89H54V91H53V89H51L53 86H54ZM62 84V83H61ZM75 84H77V83H75ZM88 84V83H87ZM92 84V83H91ZM94 84V83H93ZM107 84V83H106ZM212 84V83H211ZM219 84V83H218ZM229 84V85H230ZM22 87H21V86ZM38 85H40V88H38ZM52 85V87H50ZM59 85V86H58ZM100 85V84H99ZM108 85V84H107ZM213 85V84H212ZM216 85V84H215ZM226 85V83H223L222 85H218V88L217 87H215V88H217L218 90H219V92L220 93H222V94H226L227 93V90H228V88L225 86ZM35 86H37V87H35ZM56 86H54L55 88H56ZM60 86H62V87H60ZM77 86H80L79 84L77 85ZM88 86V85H87ZM118 86H120V87H118ZM118 86H116L115 87V89L116 90H118V88H120L121 89V85H118ZM182 86V85H181ZM25 87V88H24ZM85 88H87L86 86H84ZM106 87H107V89H106ZM118 87V88H117ZM23 88V89H22ZM75 88V87H74ZM30 89V88H29ZM28 89V90H29ZM66 89V88H65ZM64 89V90H65ZM119 89V90H120ZM124 89V88H123ZM25 90V91H24ZM104 90V93H108L107 91H105ZM113 89L111 88V91H112ZM158 90V89H157ZM179 90V89H178ZM42 91V92H43ZM183 91H185V89H184V86H183ZM182 91V92H183ZM189 91H192V90H189ZM211 91V90H210ZM42 93L43 95L44 94H46L47 96H48V94L47 93ZM61 92H63V90L61 91ZM132 92V91H131ZM69 93V92H68ZM84 93V92H83ZM30 94H31V90H30ZM34 94V93H33ZM38 94H41L40 92L38 93ZM41 94V95H42ZM77 94V93H76ZM75 94V95H76ZM111 94V93H110ZM118 94V93H117ZM134 94V93H133ZM159 94V93H158ZM23 95H21V96H19V97H23V98H21V99H25L26 101H30V103L32 104V102H34L35 100H36V98L34 97V101H33V98H32V96H30V95H25V96H23ZM40 95V96H41ZM64 95V94H63ZM74 95V94H73ZM78 95V94H77ZM34 96H36V97H38L36 94L34 95ZM39 96V97H40ZM105 96H106V94H105ZM104 96V97H105ZM107 96H109V95H107ZM120 96V95H119ZM118 96V97H119ZM136 95H134V97H135ZM212 96H215V95H212ZM43 97H46L45 95L43 96ZM64 97V96H63ZM78 97H80V96H78ZM126 97V96H125ZM137 97V96H136ZM157 97V96H156ZM155 97V98H156ZM158 97L160 98V96L158 95ZM211 97V96H210ZM18 98V97H17ZM40 98H42V97H40ZM47 98V97H46ZM107 98V97H106ZM105 98V99H106ZM128 98V97H127ZM216 98V97H215ZM19 99V98H18ZM21 99H19V100H21ZM38 99V98H37ZM66 99V98H65ZM74 99V98H73ZM76 99V98H75ZM82 98H80V100H81ZM108 99V98H107ZM193 99H196V97H193ZM253 99V100H254ZM11 100H14V101H11ZM18 100V101H19ZM77 101H78V99H76ZM37 101H39V102H41L39 99L38 100H36V102ZM49 101V100H48ZM47 101V102H48ZM135 101H136V104L138 105V108H139V112H140V116H141V118H145V120L147 121V119H146V114H145V112L143 113L142 111H143V103H142V101L140 100V98H135ZM191 101H193V100H191ZM190 101V103H192ZM194 101H196V100H194ZM194 101H193V103H194ZM16 102H17V100H16ZM82 102V101H81ZM24 103V102H23ZM22 103V104H23ZM45 102H43V104H44ZM64 103V102H63ZM15 104V103H14ZM22 104H20L19 106L21 107L22 106ZM26 104V103H25ZM31 104H29V102H28V104H26V106L25 107H22V108H24V110L25 111H27L26 109L28 108V107H33V106H35V105H31ZM42 104V105H43ZM10 105V104H9ZM13 105V104H12ZM27 105H29V106H27ZM31 105V106H30ZM37 105H38V103H37ZM36 105V106H37ZM41 105V104H40ZM65 105H66V103H65ZM3 106V107H2ZM7 106H8V104H7ZM6 106V107H7ZM33 107V108H35V111H36V109H39L38 107ZM160 106V105H159ZM162 106V105H161ZM240 106H241V104H240ZM39 107H41V106H39ZM59 108H55L56 110H54V108H53V112H51V115H49V116H51V119L46 115V116H44L45 118L46 117H48L47 118V121H45L44 123H46L47 122V125H50L49 127H53V126H55L54 124H56L57 125V123H54V121L55 120H53V122H52V119H55V117L57 118H62L63 119V122H64V124H73V122H72V119H71V117L73 118V116H70V115H66V113H64L65 112V107L66 106H64V105H62V102H61V105L60 106H58ZM32 108V109H33ZM68 108V107H67ZM66 108V109H67ZM117 108V107H116ZM242 108V107H241ZM1 109H0V116H1V118H0V128L1 127H3V125L2 124H8V126L7 125H5L4 124V126H7V128L9 129V132H10V134H13L14 133V130H15V128H16V124H15V119H14V117L19 113V114H24L25 112H22L21 113V108H19L18 107V105L16 104V105H13V107H12V109L10 110L9 108H7V111L5 112V111H1ZM29 109V108H28ZM157 109H159V108H157ZM219 109H221V108H219ZM23 110V111H24ZM31 110V109H30ZM34 110V109H33ZM160 110V109H159ZM193 110V109H192ZM68 111V110H67ZM92 111V110H91ZM242 111L244 112V113H246L248 110L246 109V108H242ZM28 112H29V110H28ZM136 112V111H135ZM134 112V113H135ZM137 114H138V112H136ZM29 114V113H28ZM71 114V113H70ZM89 114H92V113H90V111H89ZM136 114V115H137ZM31 115H32V113H31ZM34 115V114H33ZM60 115V116H59ZM64 116V117H61V116ZM75 115V114H74ZM93 115H94V113H93ZM92 115V119H93V116ZM139 115V114H138ZM4 118H3V117ZM26 117H27V114L25 115ZM91 116V115H90ZM20 117H22L21 115H20ZM53 117V118H52ZM89 117V116H88ZM97 117V116H96ZM136 117V116H135ZM16 118V117H15ZM23 118H24V116H23ZM95 118V117H94ZM1 119H4V120H1ZM17 119V118H16ZM44 119V118H43ZM90 119V118H89ZM143 119H142V123H144L145 124V122H143ZM28 120V119H27ZM45 120V119H44ZM50 120V122H51V124L52 123H54L53 125H51L48 121ZM141 120V119H140ZM140 120H136L137 122L138 121H140ZM28 122V121H27ZM78 122V121H77ZM96 122V121H95ZM25 123H26V121H25ZM79 123V122H78ZM142 123H141V125H142ZM63 124V125H64ZM79 124H81V123H79ZM159 124V123H158ZM27 125V124H26ZM75 125V124H74ZM146 125H148L147 123H146ZM59 126V125H58ZM66 125H64V127H65ZM143 126V125H142ZM56 128H57V126H55ZM54 127V128H55ZM69 127V126H68ZM67 127V128H68ZM76 127V126H75ZM81 127V126H80ZM41 128V129H40ZM40 128L39 129H35V131H33V136H31V137H33V138H31L30 136V138L31 139H33V140H35L36 138H39L41 135H43V136H45V133L47 134H49L51 131L48 129V126H46V125H44L43 127H41L40 126ZM54 128H53V132H54V134L56 135L57 134V132H56V129L54 130ZM69 129V128H68ZM67 129V130H68ZM72 129V128H71ZM70 129V130H71ZM79 129H81V128H79ZM121 129V128H120ZM141 129V128H140ZM12 131V133H11V131ZM73 130V129H72ZM76 130V129H75ZM52 132V133H53ZM120 132V131H119ZM32 133V132H31ZM117 133V132H116ZM51 134V133H50ZM136 134V133H135ZM228 134H231V135H233L232 134V130H230V133H228ZM15 135V134H14ZM58 135L60 136V134H59V132H58ZM57 135V137H59ZM62 135H64V134H62ZM93 135V134H92ZM109 135V134H108ZM119 135V134H118ZM12 136V135H11ZM51 136V135H47L46 137H44L43 139H44V143H40L41 145L40 146H42V148L44 147V146H50L51 148H55L56 146H54L53 147V145H50V141H51V139H52V136H51V139L49 138V137ZM95 136V135H94ZM115 136V135H114ZM137 136V135H136ZM151 136V135H150ZM230 136V135H229ZM15 137V136H14ZM56 136L52 139V142H53V140L55 139V138H57ZM110 137V136H109ZM152 137V136H151ZM208 137V136H207ZM27 138V137H26ZM42 138V137H41ZM50 140H49V139ZM103 138V137H102ZM15 139H16V137H15ZM106 139V138H105ZM104 139V140H105ZM142 139V138H141ZM206 139H209V138H206ZM253 139V138H252ZM256 140V142H255V144H257V145H259L262 149H264V142H263V140L262 139H259L260 141H258L257 140V138H255ZM26 140V139H25ZM39 139H37V141H38ZM56 140V139H55ZM54 140V141H55ZM101 140L102 142H99L100 140H98L97 139V141H96V144H94V145H96L97 146V148H98V145L100 146V148L102 149V150H100V151H103V149H104V151H105V141H107V140ZM154 140H156L157 141V144H158V146H157V149H156V152H157V155H159V151H162V152H166V154H167V156H168V158H167V160H165V161H163L162 163H161V165L162 166H160V167H162V169L160 168H156V169H159V170H157L159 173L158 174H160L161 173V175L163 176V178H164V176L166 177V175L168 174H170L171 172H173V174L175 175V176H178L179 177V180H180V182L182 183V181H184V180H190V177H192L193 175H194V173H196L193 169H192V167H195V165L194 166H191V164H190V162L188 161V160H183L181 157H179L178 155H177V153H176V151H174V149L170 146L169 147V145H168V143L166 142V140L165 139H163V140H161L160 138H159V136H158V134L157 133H155V135H154ZM31 141V140H30ZM36 141V140H35ZM41 141V140H40ZM39 141V142H40ZM63 141V140H62ZM112 141V140H111ZM150 141V140H149ZM153 141V140H152ZM28 142V141H27ZM41 142H43V141H41ZM51 142V143H52ZM109 142V141H108ZM191 142H192V144L194 143V139H192L191 140ZM31 143V142H30ZM30 143H28L29 145H31ZM53 143H55V142H53ZM123 143V142H122ZM259 143V144H258ZM38 144V143H37ZM132 145H134V143H131ZM156 144V143H155ZM168 145V146H167ZM23 146V145H22ZM34 146V145H33ZM40 146H38L37 145V147H38V149L39 150H37V151H35V152H38V154H40L41 152H42V148L40 147ZM237 146H238V144L236 143L235 144V147L237 148ZM14 147H15V145H14ZM13 147V148H14ZM30 147V146H29ZM47 147H45V148H47ZM49 147V148H50ZM114 147V146H113ZM125 147V146H124ZM134 147V146H133ZM15 148H17V147H15ZM15 148H14V150H15ZM20 148V147H19ZM33 148V147H32ZM58 148V147H57ZM9 149V148H8ZM44 149V148H43ZM48 149V148H47ZM68 149V148H67ZM35 150V149H34ZM50 150V149H49ZM52 150H54V149H52ZM113 150V149H112ZM216 150H217V148H216ZM221 150H223V149H221ZM48 151V150H47ZM60 151V150H59ZM110 151V150H109ZM139 151V150H138ZM142 150H140L139 152L140 153H138V155H140L141 157H138V159H136L135 161H137V163H138V165L139 164H141V165H143L142 164V162L143 161H145L149 156H151V155H144L143 153H145V152H141ZM12 152V151H11ZM17 152H20L19 151V149H17ZM46 152V151H45ZM44 152V153H45ZM54 152H56L55 150H54ZM106 152V151H105ZM108 152V151H107ZM224 152V151H223ZM262 152V151H261ZM16 153V152H15ZM53 153V152H52ZM57 153V152H56ZM63 153V152H62ZM111 153V155H113L112 154V151L110 152ZM113 153H115V152H113ZM217 153V152H216ZM10 155H12V157H13V154L12 153H9ZM35 154V153H34ZM103 154H105L104 152H103ZM107 154V153H106ZM116 154V153H115ZM154 154V153H153ZM163 154V153H162ZM166 154L164 155V157L166 158ZM220 154V153H219ZM117 155V154H116ZM137 155V154H136ZM17 156H19L18 154H16V157ZM114 156V155H113ZM222 156V155H221ZM15 157V156H14ZM23 157V156H22ZM50 157V156H49ZM48 157V158H49ZM113 158V157H112ZM215 158V157H214ZM189 159V158H188ZM191 159V158H190ZM193 162V161H192ZM133 163V162H132ZM135 163V162H134ZM146 164V163H145ZM194 164V163H193ZM192 164V165H193ZM137 165V166H138ZM197 165V164H196ZM36 168H38V170H41V168H42V165H40V166H37ZM116 168V167H115ZM152 168V167H151ZM49 169V168H48ZM63 169V168H62ZM178 169H179V171L181 170V172L179 173V174H177V172H178ZM144 170H146V169H144ZM151 170H154V169H151ZM113 171H115L116 173H118L119 172V170L118 169H114ZM110 172H112V171H109V178L110 179H112V182L113 183H117V181L115 182L114 181V178H113V173L112 174H110ZM150 172V171H149ZM156 172V171H155ZM64 173V172H63ZM67 173V172H66ZM108 173V172H107ZM192 173H193V175H192ZM115 174V173H114ZM198 174V173H197ZM14 175V174H13ZM74 175V174H73ZM79 175V174H78ZM77 175V177H79ZM116 175V174H115ZM24 176V175H23ZM81 176V175H80ZM84 175L82 174V177H83ZM13 177V176H12ZM65 177V176H64ZM86 177V176H85ZM194 178H196L195 176H193ZM192 177V179L194 180H192V182H195V180L196 179H194ZM12 179V178H11ZM19 180H20V178H18ZM23 179V178H22ZM75 179H76V177H75ZM14 180V179H13ZM74 180V179H73ZM198 180V179H197ZM196 180V181H197ZM43 181V180H42ZM75 181V180H74ZM158 181V180H157ZM14 182L15 183H17L18 182V180H14ZM13 182V183H14ZM73 182V181H72ZM81 182V181H80ZM180 182H179V185L177 186L178 188H176V190L177 191H179V187L180 188H182V187H184V188H186L187 189V187L189 186V187H191V188H194L197 184L198 185H200L198 182L197 183H195L196 185L193 187V186H190V185H187V184H190L191 183V180H190V183H189V181H188V183H186L185 181V183L184 184H182L181 186H180ZM69 183V182H68ZM157 183V182H156ZM159 183V182H158ZM85 184V183H84ZM88 184V183H87ZM193 184V183H192ZM136 185V184H135ZM184 185V186H183ZM187 185V187H185ZM194 185V184H193ZM198 185H197V187H198ZM13 187H14V185H12ZM38 186V185H37ZM11 187V186H10ZM10 187H8L9 189H11ZM12 187V188H13ZM39 187V186H38ZM76 187H78V186H76ZM128 187H129V185H128ZM200 188H199V190H198V188L196 189V191H198V192H200L201 190H204V188H201L202 186H199ZM258 187V186H257ZM79 188V187H78ZM149 188V187H148ZM147 188V189H148ZM152 188V187H151ZM150 188V189H151ZM183 188V192H185L184 190H186V189H184ZM187 189L186 191H187V193L189 194V195H195V197L194 196H191L192 198L194 197V202H196L197 203V201H196V195L197 194H194V192L196 193V191H193V190H195V189ZM4 189V188H3ZM91 189V188H90ZM95 189V188H94ZM163 189V188H162ZM258 189H261V187H259ZM70 190V189H69ZM86 190V189H85ZM130 190V189H129ZM154 190V189H153ZM214 190H215V188H214ZM213 190V191H214ZM98 191V190H97ZM126 191V190H125ZM144 191H145V189H144ZM175 191V190H174ZM174 191H172V195H174L175 193H176V191L174 192ZM181 191V190H180ZM179 191V193L177 194L176 193V196H178L181 192ZM197 192V193H198ZM217 191H215V193H216ZM229 192V191H228ZM262 192H264V189L262 188ZM107 193V192H106ZM104 194L103 196V200L105 201L106 199H105V197L107 196V194ZM134 193H136V192H134ZM139 193H140V191H139ZM155 193V192H154ZM154 193H150V194H153V196H154ZM174 193V194H173ZM215 193H213V194H215ZM65 194V193H64ZM82 194V193H81ZM99 194V193H98ZM171 194V193H170ZM185 194H186V192H185ZM185 194H183L182 196L184 197V195ZM210 194H212V191H210ZM136 195V194H135ZM157 195V194H156ZM161 195V194H160ZM172 195H171V197H172ZM126 196V197H125ZM127 196H128V194H127V192H126V195H123V194H121V196L119 197L120 199L118 200V202H120L121 201V204H122V202L124 201V203H125V201H127V200H125V198H127ZM134 196V195H133ZM138 196V195H137ZM158 197H159V195H157ZM165 196V195H164ZM164 196H162V197H164ZM180 196V195H179ZM186 196H187V198H188V200L190 199L189 198V196L186 194ZM212 196H214V195H212ZM218 196V195H217ZM63 197V196H62ZM131 197V196H130ZM150 197H152V196H150ZM175 197V196H174ZM219 197V196H218ZM218 197H216V194H215V197H213V199L214 198H218ZM114 198V197H113ZM148 198V197H147ZM166 198H168V197H166ZM192 198L190 199V200H192ZM198 198V197H197ZM212 198V197H211ZM23 199V198H22ZM76 199V198H75ZM115 199V198H114ZM117 199H118V197H117ZM133 199V198H132ZM146 199V198H145ZM158 199V198H157ZM161 199V198H160ZM171 199V201L173 202L172 204L173 205H175L176 204V202L174 203V201L172 200L173 199V197L172 198H170L169 197V199H167L168 201ZM208 199V198H207ZM62 200V199H61ZM111 200V199H110ZM113 200V199H112ZM136 200V199H135ZM134 200V201H135ZM140 200V199H139ZM139 200H137V201H139ZM147 200V199H146ZM220 200V199H219ZM223 200V199H222ZM116 202H117V200H115ZM166 201V200H165ZM23 202V201H22ZM60 202V201H59ZM110 202V201H109ZM170 202V201H169ZM169 202H168V204H169ZM185 202H187V201H185ZM189 202V201H188ZM212 202V201H211ZM63 204L65 203V202H62ZM111 203V202H110ZM114 203V202H113ZM128 203V202H127ZM135 203L137 204V206L139 205V202H136L135 201ZM162 203H164V202H162ZM180 203V202H179ZM182 203V202H181ZM200 203V205H201V202H198V204ZM121 204H119V205H121ZM134 204V203H133ZM132 204V205H133ZM166 206L168 205V204H166V203H164ZM170 204H171V202H170ZM169 204V205H170ZM171 204V205H172ZM185 204V203H184ZM188 204H190V202L188 203ZM191 204H192V202H191ZM209 204V203H208ZM107 205V204H106ZM113 205V204H112ZM116 205V204H115ZM126 205H130V204H126ZM165 205H162L163 207L165 206ZM168 205V206H169ZM170 205V206H171ZM181 205V204H180ZM186 205V204H185ZM197 205V204H196ZM217 205H218V203H217ZM94 206V205H93ZM122 206V205H121ZM120 206V207H121ZM135 205H133V207H134ZM220 206V205H219ZM73 208H74V206H72ZM75 207L76 208H74V210H72L71 209V211H70V214L72 215V217H70V218H73V219H76V215H75V213H77V211H79V210H84L82 207H79V206H76V204H75ZM86 210H90V211H94L95 213L96 212H98L99 214H100V211H97V210H95L94 208H92V206H90V205H84L83 206ZM130 207H132V206H130ZM133 207H132V209H133ZM160 207V206H159ZM159 207H157V208H159ZM180 207H182V205L180 206ZM199 207V206H198ZM207 207V206H206ZM205 207V209H207ZM25 208H26V206H25ZM139 208H141V207H139ZM162 208V207H161ZM165 208V207H164ZM174 208V207H173ZM176 208H178V207H176ZM196 208V207H195ZM19 209V208H18ZM22 209H24L23 207H22ZM45 209H47V208H45ZM44 209V210H45ZM126 209H127V206H125L124 204H123V208H122V213L123 212H126ZM146 209V208H145ZM166 209V208H165ZM164 209V210H165ZM178 209H180L181 211H182V209L183 208H178ZM186 209V208H185ZM190 209H192V208H190ZM190 209H186V210H190ZM194 209V208H193ZM204 209V210H205ZM218 209V208H217ZM219 209H220V211H221V209L222 208H220L219 207ZM6 210V209H5ZM26 210H28V209H26ZM125 210V211H124ZM159 210H161V209H159ZM216 210V209H215ZM43 211V210H42ZM136 211V210H135ZM206 211V210H205ZM53 212V211H52ZM119 212V211H118ZM133 212H134V210H133ZM161 212H165V211H161ZM185 212V211H184ZM216 212V211H215ZM69 213V212H68ZM158 213V212H157ZM218 213V212H217ZM97 214V213H96ZM98 214V215H99ZM113 214V213H112ZM139 214H141L142 215V217H143V215L144 216H147V217H150V214L149 213H146V212H143V210H142V212H141V209H140V213ZM169 214V213H168ZM223 214V213H222ZM25 215V214H24ZM28 215H30V213H28ZM27 215V216H28ZM121 215V214H120ZM167 215V214H166ZM165 215V216H166ZM212 215H214V214H212ZM217 214H215V216H216ZM26 216V217H27ZM101 216V215H100ZM218 216V215H217ZM220 216V215H219ZM78 217V216H77ZM103 217V219H104V216H102ZM122 217V216H121ZM168 217V216H167ZM194 217V216H193ZM224 217V216H223ZM30 218H31V215H30ZM109 217L108 216H106V218L105 219H107L108 221H109V219H108ZM165 218V217H164ZM21 219V218H20ZM28 219H29V216H28ZM33 219V218H32ZM125 219V218H124ZM148 219V218H147ZM31 220V219H30ZM111 220V219H110ZM174 220V219H173ZM52 221H54L53 219H52ZM153 221V220H152ZM22 222V221H21ZM78 222V221H77ZM110 222H112V221H110ZM167 222V221H166ZM165 222V223H166ZM172 222V221H171ZM223 222H224V220H223ZM23 223V222H22ZM54 223V222H53ZM131 223V222H130ZM169 223V222H168ZM175 223V221L173 222V224ZM177 223V222H176ZM175 223V224H176ZM217 224H219V222H216ZM178 224V223H177ZM176 224V225H177ZM220 224H221V222H220ZM54 225H56V224H54ZM53 225V226H54ZM215 225V224H214ZM5 226V225H4ZM25 226V225H24ZM52 226V225H51ZM150 227V226H149ZM215 227H219V226H215ZM214 227V228H215ZM181 228H183L182 226H181ZM222 228V227H221ZM184 229V228H183ZM22 230H23V228H22ZM25 230V229H24ZM185 230V229H184ZM212 230V229H211ZM26 232H27V230H25ZM24 231V232H25ZM158 232H160L159 230H157ZM156 231V232H157ZM161 231H163V230H161ZM21 232V231H20ZM155 232V233H156ZM120 230L119 231H117V236H119L120 237ZM20 234H22V233H20ZM40 234V233H39ZM187 234H188V232H187ZM122 235V234H121ZM193 235H195V234H193ZM159 236V235H158ZM186 237V236H185ZM187 237H189L188 239H185V243L183 244V245H180V246H177V248H179V247H184V248H187L186 250L188 251V252H190V254L191 253H193V250L192 249H190V243H192V242H188V240L190 239V240H193V241H195V238L196 237H193L192 235L190 236L189 234L187 235ZM263 238L261 239V244H263L264 245V236H262ZM13 238V237H12ZM38 238L39 239H37L39 242L41 241V242H43L42 244H40L38 241H37V245H38V247H40L39 249H41V251H44V249H45V243H44V240L42 241V237L40 236V235H38ZM165 238V237H164ZM170 239V238H169ZM30 240V244L32 243L33 244V240H31V238L29 239ZM222 240V239H221ZM225 240L226 241H229L227 238H225ZM11 241H13V240H11ZM139 242H141L140 244L143 246L144 245V241H143V238H141V240H139ZM138 242V243H139ZM28 243V244H29ZM35 243V242H34ZM108 243V242H107ZM194 243V242H193ZM192 243V244H193ZM29 244V245H30ZM116 244V243H115ZM37 245H35L36 246V248H37ZM167 245H168V243H167ZM256 245H258L257 243H256ZM115 246V245H114ZM4 247H6V246H4ZM233 246H229L228 248L230 249V253L231 252H233V251H235L236 250V248H235V250L232 248ZM258 247V246H257ZM27 248H28V250H29V252L31 253L32 251H33V253H35V254H37L38 252H39V250L37 251H34V250H32L31 251V249L28 247V245H27ZM33 248H34V246H33ZM238 248V247H237ZM2 249V248H1ZM0 249V250H1ZM201 249H203L202 247H201ZM200 249V251H202ZM11 250V249H10ZM47 250V249H46ZM226 250V249H225ZM228 250V249H227ZM14 251V250H13ZM172 251V250H171ZM177 251H178V249H174L173 250V252H174V254L175 253H177ZM198 251V250H197ZM199 251V252H200ZM254 251V249L250 252V253H254L253 252ZM45 252V251H44ZM160 252H161V250H160ZM169 252V251H168ZM226 252V251H225ZM240 252V251H239ZM6 253H7V251H6V249L4 250V252L3 253H1L3 256L4 255H6ZM9 253L11 254V253H13V252H11V251H9ZM182 253H184V252H182ZM8 254V253H7ZM10 254H8V256H6V260L4 261V262H9L10 260H11V262H16L15 260H16V258H15V260H13V257H15V256H10ZM40 254V253H39ZM161 255H162V253H160ZM178 254V253H177ZM185 254V253H184ZM202 254V253H201ZM204 254V253H203ZM202 254V255H203ZM11 255H14V253L13 254H11ZM16 255V254H15ZM176 255V254H175ZM174 255V256H175ZM253 255V254H252ZM251 255V256H252ZM250 256V254H249V257H251ZM2 257V256H1ZM16 257H17V255H16ZM158 257H160L161 258V256L159 255ZM231 257V256H230ZM254 257V256H253ZM163 258V257H162ZM223 258V257H222ZM8 259V260H7ZM169 259V258H168ZM167 259V260H168ZM217 259V258H216ZM246 259H248V258H246ZM4 260V257H3V259L1 260V262ZM13 260V261H12ZM165 260V259H164ZM166 260V261H167ZM173 261L171 258L169 259V261ZM222 260V259H221ZM24 261V260H23ZM11 262H9L10 264H11ZM8 263V264H9ZM169 263V262H168ZM172 263V262H171ZM215 263H217V261L215 262ZM241 263H243V262H241ZM6 264V263H5ZM14 264V263H13ZM222 264V263H221Z\"/></svg>",
	"mask_w": 264,
	"mask_h": 264
},
{
	"label": "crops",
	"instance_id": "obj_3",
	"mask_svg": "<svg viewBox=\"0 0 264 264\" xmlns=\"http://www.w3.org/2000/svg\"><path fill=\"white\" fill-rule=\"evenodd\" d=\"M135 1H140L142 4H144L147 7L143 11L142 15H144L146 13H151V15L154 16L153 22L151 21L152 24L161 23L162 25L165 26V28H167L168 30L171 31L170 32L171 34H173V37H172V35L170 36V40L167 37L166 38L161 37L162 41H160V39L156 38L157 41L159 40L158 43L160 45H161V43L163 44V46H164V47L162 46L163 49L165 48L164 43L166 44L167 49L170 48L169 44L175 45V46L177 45V46H180L184 49L186 48V45L189 44L193 48V51L187 52L186 54H184L185 52L183 53L184 59H182L181 61H179V59L177 57H174L173 60L169 61L168 65L173 64V62L175 61L176 64H179V66H181V68H183L181 70H178L177 72H174V73L172 72V74H170L171 76L176 77V78H171L172 80L173 79L174 80L169 81V82H172L170 85H168L166 83H162L160 85H157V84L155 85L152 80L151 81L145 80L146 82H144L143 84H141L137 87V92L139 93V95L143 99L150 100L149 95H151V94L153 95L156 92L157 94L159 93L161 99L164 102H166L167 104H169L170 107H172V106L174 107V105L181 104V103L183 104L185 102L187 103V101H189L188 96H185L184 92L179 91L178 86H181V85L183 86L184 83L185 84L187 83L186 82L187 80H190L192 78L196 79L198 83H200L198 80H201L203 78H205V79L207 78V80H209L210 83L212 82L213 79H214L213 80L214 83L216 81V79L214 77H213V79L210 77L218 75L219 73L211 74V73H213V71H211V70L208 71L209 68H207L205 66V62H207V59H209L208 55H209V57L211 56V57L216 58L217 60L221 61L224 64V66H226L227 68L232 70L234 68H236V69L242 68L243 66L247 65V63L251 62L256 57H258V55H260V53L264 52V47H263L259 51L255 52V53H251L250 56H247L245 54L247 51L244 52V50H242V48L243 49L245 48L246 50L251 51L254 44H251L252 45L251 46L250 43H253V42L256 43L259 40V38L264 35V30H263L264 26H262L263 29L260 28L261 24L263 22L262 18H264V14H263L264 13V0L263 1L262 0H252V1L251 0H223V1H219V0H135ZM256 3H258V4H256ZM253 8H255V9H253ZM256 8H259V9H256ZM203 9H205V10H203ZM256 10H258V11H256ZM197 13H199V14L202 13V15H200V17H199V15H196ZM231 13H233V14L230 15ZM249 14L255 16V19H257L254 24H249V26L252 25V26H250L251 29H248L251 31H249V35L247 36V39L245 38L246 40H249L248 38L250 36V40H252V42L248 41L246 43L245 40H243V41H245V42H243L240 39L237 40V38L234 40L235 42L231 41V38L229 39V37H231V36H228V34L225 33V30H227V28H229L231 26L232 28H230V31L228 30V33L231 34L232 29H235V27L237 26V28L239 27L238 29H240V30H242V32H244L242 28H245L246 26L249 28V26L247 25L248 20L250 18ZM194 15H196V18L194 17ZM225 15L226 16L227 15L228 16L229 15L235 16L236 18L238 17L237 18V19H239V21L237 20L238 24L236 25V20H234L235 26L233 27L232 24L226 22L225 19H223V17H226ZM257 15L260 17V18L259 17L258 18L260 20H262L261 24H259L260 20L258 18H256ZM228 16H227V18H229ZM245 16H246V19H248L247 21L245 20ZM197 17H199V19H198L199 21L198 20L196 21ZM205 18L206 19L208 18L207 21ZM138 19H140V17ZM194 19H195V21H194ZM250 21H251V19H250ZM136 22H138V21H136ZM151 22H149L150 25H152ZM149 23H147L146 25H149ZM189 23H190V29L188 28ZM242 23L244 25H242ZM150 25L148 26L149 28L151 27ZM180 25L183 28H187V29H183L182 27H180ZM210 25H212V26H210ZM253 25H254V27H253ZM177 26H179V27L177 28ZM143 28H144V30L149 29L147 27H143ZM179 28H181L180 30L182 33H180V31H178ZM252 28H256V29H252ZM183 30H184V32H183ZM258 30L260 32L262 31L261 34ZM204 31H206V32H204ZM211 31L213 32V34ZM221 31H223L222 32L223 34L221 33ZM251 32H252V34H251ZM174 33H175V35H174ZM235 33L234 34L237 35V32H235ZM257 33L259 34V36L256 35ZM226 36H228L227 38L229 39L230 43L228 41L224 42L225 41L224 37H226ZM253 37H255V38H253ZM257 37H258V39H257ZM136 38L137 37L135 36V39ZM228 39H226V40H228ZM163 40L166 42H164ZM236 40H237V42H236ZM239 42L241 43V45ZM210 43H212V44H210ZM242 43H244V44H242ZM245 43H246V45H245ZM230 44L233 45L234 47L231 46ZM228 45H230L229 48H232V47L233 48L229 49ZM242 45L245 47H243ZM248 45H250V46H248ZM235 47H236V49H235ZM250 47H252V48H250ZM227 49H229V50H227ZM236 50L237 51L242 50L243 53L247 57L244 54H241L242 51L237 52ZM189 53H191L192 56H190ZM194 54H195V56H194ZM187 56H190L191 58L189 60H187ZM192 58L194 61L193 64H192V60H191ZM188 61H191L192 65L189 64ZM170 67H172V69L174 68L173 65H170ZM145 71L147 72V74L150 77L154 78L155 74H153L151 67L149 70L145 66ZM214 73H215V71H214ZM221 74H223V73H221ZM217 78H219V76H217ZM197 82H194L193 84L187 85L186 91H187L188 87H192V92H195V93H197V92L199 93V91H201V93L212 92L210 85L207 84L205 87H200ZM214 83H213V86L217 87L216 85L218 83L216 82V85ZM211 86H212V84H211ZM226 87L229 90V91L227 90L228 94L233 93L235 91V88H236V87L232 86L231 84L227 85ZM238 88H241V87L238 86ZM213 91L215 92L216 90H213ZM180 94H182V95H180ZM220 99L222 101L225 100L224 97H220ZM183 100H185V101L182 102ZM205 100L206 99H204V98H202L200 101L198 100V107H200L199 113H203L202 112L203 108H204V110H206V108H207L206 105H208V104L203 105V102H206ZM150 102H151V106L153 108H155L157 106L156 102H154V101H150ZM78 103H81L85 107H88V105H89V102L87 103V99H85L83 103L78 101L76 104H78ZM153 103H154V105H152ZM76 104L74 106L78 107V105H76ZM0 107H1V105H0ZM217 120L219 122V119H217ZM226 125L227 124H225L224 126H226ZM217 127L219 128V127H221V125L218 124ZM179 129H182V128H179ZM205 140L208 142L207 139H205ZM237 144H238V142H237ZM173 146H171V147L173 148ZM209 146H211V145H209ZM209 146L207 144H204V146L202 148H198V149H201L202 150L201 152H203V150L205 152V149H207ZM256 146L260 147L259 145H256ZM180 148L181 147H179V149ZM229 150L231 151V148H229ZM235 152H236L235 150L231 151V153H235ZM176 153H177V151H176ZM202 154H203V156L205 155V153H202ZM162 155L164 157L165 154H162ZM177 155L179 156L178 153H177ZM24 156H25L24 160H25L26 164H28L27 163V155H24ZM88 156H90L89 153H88ZM19 157L20 158L22 157L21 152H19ZM38 157L39 156H37V159H38ZM204 157H207V156H204ZM158 158H159V155H157L155 159H158ZM38 161H37V166H40V164L42 166L44 165V163H43L44 161H43V158L41 156L39 157ZM240 161H239L240 163L235 167L239 168V166H241L243 168L244 166H247V163H248L247 160H245V159L241 160L240 159ZM261 161L262 160H260L258 163H260ZM255 165H257V164H254L253 166H255ZM251 167H252V165H251ZM219 168H222V165H219ZM244 168H246V167H244ZM244 175L245 176L247 175V177L250 176L251 177V178L249 177L250 181L249 180L241 181V182H230L229 181V182H227V184H228L227 187L233 188L236 190H238V189H252L253 185L255 183V186L257 189L259 187H261V189H258V191L262 192V188H263L262 184L264 183V181L262 179L258 181V179H256V177L254 175L252 176L251 173H248V171ZM13 179L14 178L8 179V178H1L0 177V249L2 248L0 250V256L3 257V255L1 253H3L5 249H6V251H7V249H9V251L14 253L15 257L17 255L16 259H17L18 264H19V262H20V264H74V262L72 260L73 256H71L72 252H74V253L78 252V247H80V251H82V252L87 253V250L89 251V249H88L89 236H88L87 231L84 230L82 226L77 227V228L70 227V229H65V228L59 229L58 228V230H56L54 227L50 226L51 225V219H54L56 221L55 216L51 217V214H52L51 209H52V207H54V209H55L56 200L53 201L51 197L44 198V199H46L45 202H43L41 199L38 200V203L41 206V211L34 216V221H33L34 224H31L29 222V219L26 217L25 210L22 209V207L24 208V206L26 204L25 203L26 197H29L35 191V189L38 188L39 185H41V187H42L40 194L41 193L46 194L47 192L48 193L51 192V190H53V188H54V185L52 183L53 182L52 177L46 176L47 181L43 180V181H40L39 183L36 181V178H32L31 181H29V180L24 181V184H22V185L16 184ZM9 181H10V183H9ZM184 181L185 182L187 181L186 183H188V181H189V183H190V180H184ZM184 181H182V183H181L179 180L180 186L185 183ZM197 182L199 184L201 183L205 189L210 188L211 190L214 188L220 187L223 184V182H219V184L206 182V181L201 180V178L198 179L197 181L195 180V183H197ZM7 183H9L11 185V188L13 187L12 185H14L13 194L11 193V190H9V188H8L9 186L7 185ZM192 183L194 184V182H192V180H191V183L187 184V185L194 187V185ZM187 185L185 187H187ZM196 186L194 188H191L188 186L187 189L191 188L192 190L195 189L193 191H196V189L198 188V190H199L200 185H198V187H196ZM183 188L184 187H182L180 189L183 190ZM184 189H186V188H184ZM186 190H184V191L187 193ZM185 192H183V194ZM197 192L198 191H196V193L194 192V194H198ZM69 196H71V195H69ZM69 196L62 197L60 195V197H62L61 203L64 201H67L65 203H69L70 205H72L74 207L76 204V206L83 208V204H87V203L92 202V197L88 196V195H84L83 197H81L80 201H77L74 198H73L74 201L69 200L68 199ZM192 196L195 197V195H192ZM194 197L192 198L191 196H189V198L190 199L192 198V200H190V199L188 200V198L185 194L184 197L183 196L180 197L179 199H177L178 202H176V204L178 205V208H183L182 211L180 209H178L179 211L176 210V211H168L167 212V216H171V218H173V219H174V217H176L178 219V221L180 223L177 224V227H179L180 224L181 225L183 224L184 226L187 225L192 230L190 232L188 231V234L190 236L192 235L193 237H196V238H197V235H201V236H204V235H208V236L221 235V236H225V237L226 236L237 237V234L239 236V235H241V233L243 231L244 232L248 231L247 233H244V235L249 236L255 230L256 231L262 230V225L260 223L263 221L262 216L264 214V210H262V211L260 210L259 213L253 217L252 212L255 211V209L249 210L248 207H246L245 205H243L241 203V200L239 198H236L234 196L223 198L224 202H220V204H228V205H232V206H235L236 208H238L239 213H241L242 217H244V219H246V221L249 224H251L252 228H245L242 222H237L236 220H233V221H230L226 225L224 232H221L218 234L215 230V228H217L215 226H217V225L215 224V222H213V218H212L214 215H211L210 220H211V222H213V224L210 222H206V229H204L203 225H199L200 221L198 220L197 213H194L193 211L190 212L197 204L196 202H194L195 201ZM196 197H197V195H196ZM32 198L37 200L38 194L35 193L34 197H32ZM249 200H252V198L248 197L245 201H249ZM253 200H254V202L252 203V205L255 206L257 204V208L259 206H261L260 202L257 203L260 200V198H253ZM169 201L171 202V204L173 203L171 201V199ZM169 201H167L166 204H168ZM185 201H187V202H185ZM188 201L190 202V204H188L189 203ZM170 202H169V204H170ZM191 202H192V204H191ZM125 203H124V205L127 206ZM180 204L182 205V207H180L181 206ZM46 205H47L48 210H49V212H48L49 215L44 211L42 212V206H46ZM168 205L166 207H168ZM211 205H214V209L217 210L218 205L216 202L212 203ZM128 208L129 207L127 206V210H128ZM185 208L186 209L192 208V209L186 210ZM32 209H33V214H34L36 211L35 205L32 206ZM164 209H162V211H165ZM180 211L181 212L185 211V212H188V213L190 212V213L189 214L188 213L182 214ZM47 215H48V217H47ZM238 217H239V215H238ZM181 222H183V223H181ZM263 223H264V221H263ZM184 226H182V227L186 230V228ZM22 228H23V230H22ZM24 229L27 230L26 233L24 232L25 231ZM20 233H22V234H20ZM188 234L186 233V236ZM193 234H195V235H193ZM38 235H40L43 238L45 245L47 247V251L44 254H42L41 256L40 255L35 256L34 254H32V256L27 255V258H26L25 254L29 253V250L26 246V242L29 241L30 238L33 241H37ZM79 239H80V242L78 243ZM11 240H13V241H11ZM259 243H261V242H259ZM230 244H231V246H233L232 248L234 250L236 248L235 251H238V254H241V252H239V251L242 249L237 248L238 243L232 241ZM261 245L263 246V249H264V245L263 244H261ZM4 246H6V247H4ZM177 246H180V244ZM108 251L109 252H107V254L104 255L105 258H109V257L113 256V258H115V260H117V262L120 264H136L135 259L132 258V252L130 249L127 250V252L125 254L126 256H122V254L120 252H116L115 250H108ZM177 255L178 254H176V256ZM179 256L180 255H178L177 257H179ZM23 259H24V261H23ZM115 260H114V263H115ZM101 264H103V263H101ZM107 264H108V262H107ZM166 264H168L167 261H166ZM171 264H178V263H171Z\"/></svg>",
	"mask_w": 264,
	"mask_h": 264
},
{
	"label": "built area",
	"instance_id": "obj_4",
	"mask_svg": "<svg viewBox=\"0 0 264 264\" xmlns=\"http://www.w3.org/2000/svg\"><path fill=\"white\" fill-rule=\"evenodd\" d=\"M179 91H183V86H178Z\"/></svg>",
	"mask_w": 264,
	"mask_h": 264
}]
</instances>
